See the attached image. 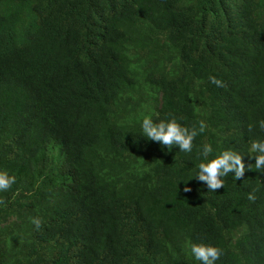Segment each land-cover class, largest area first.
<instances>
[{"label": "trees", "instance_id": "trees-1", "mask_svg": "<svg viewBox=\"0 0 264 264\" xmlns=\"http://www.w3.org/2000/svg\"><path fill=\"white\" fill-rule=\"evenodd\" d=\"M0 83V264H264V0H0ZM145 117L207 129L185 153Z\"/></svg>", "mask_w": 264, "mask_h": 264}, {"label": "clouds", "instance_id": "clouds-1", "mask_svg": "<svg viewBox=\"0 0 264 264\" xmlns=\"http://www.w3.org/2000/svg\"><path fill=\"white\" fill-rule=\"evenodd\" d=\"M209 80L218 87H225L224 82L214 76H210ZM3 88L4 84L0 83L1 93ZM141 127L144 137L147 139L159 142L168 149L175 145L178 146L180 151L190 153L193 150L194 139L207 129V124L202 120L199 122L198 127L192 126L189 128L182 126L175 117L159 122H154L150 117H145ZM259 127L264 130V120L259 121ZM249 130H251V126H249ZM249 150L255 154L253 157L255 158L256 170L264 171V139L252 140ZM212 151L210 144H204L200 155L207 160ZM244 172L245 165L242 162V156L236 151L225 150L209 162L200 163L196 178L201 182H205L210 191H215L224 187L222 178L228 176L229 173H234L235 179H240ZM14 183V176H10L6 172H0V191H7ZM184 191L188 192L190 189L185 188ZM255 191L254 189L252 193L247 195V199L253 203L257 199L254 194ZM2 203L3 201L0 200V204ZM32 223L39 228L42 221L39 218H33ZM190 251L201 264H216V261L223 255L221 248L203 243L191 244Z\"/></svg>", "mask_w": 264, "mask_h": 264}]
</instances>
